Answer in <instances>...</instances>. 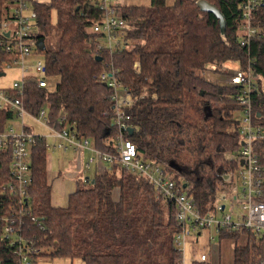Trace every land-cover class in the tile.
Wrapping results in <instances>:
<instances>
[{
	"label": "trees",
	"instance_id": "1",
	"mask_svg": "<svg viewBox=\"0 0 264 264\" xmlns=\"http://www.w3.org/2000/svg\"><path fill=\"white\" fill-rule=\"evenodd\" d=\"M13 1L0 0V18L9 14ZM197 1L118 4L127 28L120 39L122 47L111 53L98 49L90 32L101 17L96 0L33 2L36 35L46 43L42 51L46 85L38 86L34 76L25 77L22 102L33 116L45 109L49 123L63 114L77 137L116 154L113 88L99 77L102 64L111 62L118 85L128 88L134 100L126 108L133 128L130 134L125 132L126 138L144 159L174 173L176 182L188 187L195 206L205 213L213 209L224 186L221 174L237 167L235 159L226 156L240 145L234 113L241 109L236 95L244 86L218 81L227 61L238 63V68L253 63L251 113L254 121L264 124V5L259 4L252 16L258 35L241 45V0H206L222 14L223 32L216 15L200 10ZM12 59L0 47V62ZM51 78L52 87L47 82ZM0 90L15 95L11 87ZM205 105L210 115L205 116ZM10 119L9 110H0V129ZM254 146L264 177V139L254 140ZM46 152L45 137L35 134L31 182L26 196L19 198L8 189L12 182L8 152L0 151V264H22L19 249L22 254L35 250L30 264L42 256L81 259L85 264L180 263L173 241L174 205L156 197L147 178L120 165L105 166L87 180L76 177L66 205L53 206ZM260 198L264 200V186ZM225 238L233 240L231 264H264V235L224 229L218 239ZM208 249L213 260L207 251L206 259L191 264H220L218 247Z\"/></svg>",
	"mask_w": 264,
	"mask_h": 264
},
{
	"label": "built area",
	"instance_id": "2",
	"mask_svg": "<svg viewBox=\"0 0 264 264\" xmlns=\"http://www.w3.org/2000/svg\"><path fill=\"white\" fill-rule=\"evenodd\" d=\"M261 0H241V45H247L250 39L256 37L258 30L252 26V16ZM101 11V17L90 28L98 49L107 48L109 53L122 47V34L127 28V20L118 9L116 0H96ZM36 18L35 10L28 6L27 0H14L12 9L7 16L0 18V47L6 54H11L12 61L4 62L6 66L22 60L24 55L33 52L42 53L36 43ZM8 32L6 36L5 33ZM45 42V40H44ZM46 46V43H45ZM253 63L248 61L244 68H238L230 75L227 84L232 86L243 85V89L236 95L240 106V120L238 129L240 133V145L236 152L227 154L226 158L235 159L237 167L230 172L221 174V182L224 186L216 194V202L213 209L202 213L194 203L188 187L176 182L174 173L165 171L163 167L144 159L138 152L136 145L125 136L129 124V116L126 108L133 104L131 91L119 86L115 79L116 69L111 62L103 63L100 69V80L113 88L111 99L113 100V124L116 133L113 137L116 154L102 152L94 148L88 138L77 137L66 124L63 114L58 115L53 123H49L45 117V109H41L38 116L31 115L23 106V81L25 77L34 76L38 86H45L43 61H37L34 66L40 77L27 74L22 76L20 82H15L11 90L15 95H10L5 90H0V110H9L11 118H20L21 123L16 126L9 125L0 129V151L8 152V172L12 182L8 183V189L19 198L26 196V188L30 185V151L35 145V133L23 120L25 117L42 124L47 130L43 136L54 139L52 145L46 141V149L49 147L67 151L73 149L76 161L79 162L86 155L85 167L99 163L107 167L120 165L133 173H137L149 180L154 187L156 197H161L173 203L175 208L174 218L177 229L174 233V244L180 251L183 264V253L187 241L198 243L202 230L213 227L214 234L208 233V241L211 243L224 229L250 230L256 235H264V200L260 198L263 193L264 177L259 164V154L255 149L254 140L264 139V124L254 121L251 113L250 91L253 88L254 75ZM27 65L22 63V71L27 72ZM2 66H0V69ZM136 72H139L138 62L134 63ZM16 127H19L17 130ZM30 128L31 130H28ZM32 219H34L32 217ZM7 231L10 228L6 229ZM36 252L30 249L22 254L18 250V259L22 264H30L32 255ZM207 258L205 253L199 255V260ZM39 259V258H38ZM37 259V260H38Z\"/></svg>",
	"mask_w": 264,
	"mask_h": 264
},
{
	"label": "rangeland",
	"instance_id": "3",
	"mask_svg": "<svg viewBox=\"0 0 264 264\" xmlns=\"http://www.w3.org/2000/svg\"><path fill=\"white\" fill-rule=\"evenodd\" d=\"M50 0L46 1L49 3ZM174 0H165L167 4H172ZM122 6L127 5H149L151 0H116ZM28 6L32 9L33 3L28 2ZM12 9V4L10 5V11ZM56 21V12L54 10L51 11V23L54 24ZM52 34V33H51ZM54 38V36H52ZM51 38V39H52ZM37 61H43V53L33 52L29 55H24L23 59L19 60L16 63L11 64L10 66H6L4 62H0V89L11 87L13 83L20 82L22 80L23 75L33 74L40 77L39 72H37L34 68ZM22 63L27 65V72L22 71ZM224 74L218 76V81L222 83H228L229 77L231 74L235 73L238 69V63L233 61H227L222 66ZM48 84L52 87L55 83V79L51 78L49 81L47 80ZM191 113V110H190ZM240 113L241 111H237L234 113V118L240 120ZM25 123L32 127L35 134L44 135L47 134V130L44 126L31 118L25 117L23 120ZM22 120L20 118H12L7 121L6 127L9 125L16 126L17 124L21 123ZM19 127H16L17 130ZM48 144L52 145L54 143V139L51 137H45ZM47 163L49 164L50 172L57 174V178L59 181L62 177H68L70 173L76 171V175L79 177L81 176H92L94 173V165L91 164L89 168L85 167V163L87 161L86 155H83L80 161H76V155L73 152V149H69L67 151H63L60 149H55L52 147L47 148ZM103 165V164H102ZM104 167L106 165H103ZM107 167V166H106ZM60 178H59V177ZM55 188V186H54ZM214 234L213 227L211 229L202 230L201 234L198 238V243H194L190 240L187 241L185 245V250L183 253V264H191L192 260L198 259L201 253H205L208 257L207 251L209 252V257L213 260V255H211V251L208 248H213V246L219 244L221 248V252H219V263L220 264H231L232 260V247H233V240L229 238L225 239H218V236L215 237V240L209 243L208 241V233ZM244 237L239 239V242H243ZM216 254V253H213ZM217 257V256H216ZM36 264H85L81 259H68L62 257H47L42 256L40 257Z\"/></svg>",
	"mask_w": 264,
	"mask_h": 264
},
{
	"label": "crops",
	"instance_id": "4",
	"mask_svg": "<svg viewBox=\"0 0 264 264\" xmlns=\"http://www.w3.org/2000/svg\"><path fill=\"white\" fill-rule=\"evenodd\" d=\"M27 1L31 3L33 2L47 3L46 1L48 0H27ZM93 165H94V173L102 172L104 169V166H103L104 164L102 165L99 163H95ZM77 166H78V162H77ZM55 177H57V174L50 172V168L48 164V178L50 179L51 184H52L51 203L53 206H65L67 203L68 194L73 192L75 189L76 177L78 176L76 175V171H75V172L70 173L68 177H62L60 181ZM216 246L218 247L219 252H221L220 245L217 244L213 247H216Z\"/></svg>",
	"mask_w": 264,
	"mask_h": 264
},
{
	"label": "water",
	"instance_id": "5",
	"mask_svg": "<svg viewBox=\"0 0 264 264\" xmlns=\"http://www.w3.org/2000/svg\"><path fill=\"white\" fill-rule=\"evenodd\" d=\"M260 5H264V0L261 1ZM197 6L200 8V10H203V11H207V12H212L216 15V17L218 18L219 20V23H220V29L221 31L223 32L224 31V28H225V25H224V19L222 17V14L219 12V10L216 8V6H214L213 4L209 3L208 1L206 0H198L197 1ZM5 35L7 36L8 35V32L5 33ZM37 47L39 50H43L45 48V42H44V38L42 37H39L38 38V41L36 43ZM95 59L97 61H101V56L97 55L95 57ZM1 74V73H0ZM253 75L255 76L256 73L253 72ZM200 93L202 94V91H200ZM204 113H205V116L207 115H210V112H209V106L208 105H205L204 106ZM127 131L128 133L130 134L132 131H133V128L132 127H128L127 128ZM105 132H107V129L105 130ZM170 166L172 168H176L175 164L174 163H170ZM88 179V176H85V180ZM185 185V184H184Z\"/></svg>",
	"mask_w": 264,
	"mask_h": 264
},
{
	"label": "bare ground",
	"instance_id": "6",
	"mask_svg": "<svg viewBox=\"0 0 264 264\" xmlns=\"http://www.w3.org/2000/svg\"><path fill=\"white\" fill-rule=\"evenodd\" d=\"M6 91V90H5ZM39 115V114H38ZM126 134V133H125ZM41 137V136H40ZM94 147V146H93ZM110 153V152H109ZM31 168V167H30Z\"/></svg>",
	"mask_w": 264,
	"mask_h": 264
}]
</instances>
